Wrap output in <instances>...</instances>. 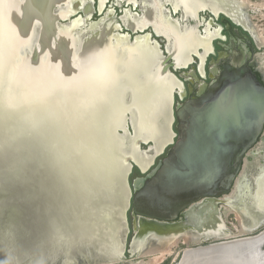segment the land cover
Here are the masks:
<instances>
[{"label":"water","instance_id":"water-1","mask_svg":"<svg viewBox=\"0 0 264 264\" xmlns=\"http://www.w3.org/2000/svg\"><path fill=\"white\" fill-rule=\"evenodd\" d=\"M69 1L0 0V264L141 257L126 256L131 209L141 220L130 248L152 232H199L206 210L196 205H228L223 199L264 143V84L241 49L209 88L176 108L179 81L168 62H190L195 48L175 38L153 68L156 51L141 44L122 51L103 30L81 43L75 28L61 26ZM158 145L147 165L142 152ZM168 148L147 178L131 183L135 167L148 173ZM248 233L201 238L198 247L261 232Z\"/></svg>","mask_w":264,"mask_h":264},{"label":"flooded vegetation","instance_id":"flooded-vegetation-1","mask_svg":"<svg viewBox=\"0 0 264 264\" xmlns=\"http://www.w3.org/2000/svg\"><path fill=\"white\" fill-rule=\"evenodd\" d=\"M203 1L209 5L200 8ZM228 1H231L232 9L238 13L242 11L243 19L227 17L217 12V8L214 7L218 3L217 0H70L68 7L59 10L71 14L61 26L70 30L75 28V36L81 43L90 40L89 37L93 33L103 30L108 39L113 37L111 40L115 46L124 48L123 45L127 42L133 45H146L147 48L156 51L157 55L160 54L162 60L172 52L175 38L181 42H189L190 46L197 48L198 53L191 55V61L186 66L184 63L179 67L174 66V60L168 62L172 65L171 72L175 74V78L185 86L183 91L179 89L176 91L175 107L177 108L178 105L197 98L203 88H209L219 76L216 72H220L225 63L231 64L234 53L239 49L246 55V63L264 84V2L248 9L240 0ZM85 11H88L86 15ZM174 128L176 130V125ZM148 148L149 146H146L144 150ZM168 150L169 148L165 156ZM158 163L144 175L133 170L131 183L137 178H147ZM262 163L264 164V160ZM214 206L212 201H207L200 210L203 208L209 213ZM216 207L223 208L222 205ZM219 213L221 210L215 216L223 220ZM184 217L182 213L177 222L183 221ZM140 220L131 209L129 239L131 237L133 239L135 223L139 224ZM187 231L193 232L195 239L206 238L201 236L198 230ZM203 243L208 244V242ZM129 248L130 244L127 258L131 256V248Z\"/></svg>","mask_w":264,"mask_h":264},{"label":"bare ground","instance_id":"bare-ground-1","mask_svg":"<svg viewBox=\"0 0 264 264\" xmlns=\"http://www.w3.org/2000/svg\"><path fill=\"white\" fill-rule=\"evenodd\" d=\"M217 1L220 2L219 4L223 5L224 9H227L229 11L227 13H230L231 16H233L237 19H243V17L241 16L242 15L241 10H240V13H238L237 11H235L234 9L231 8V6H230L231 1L230 2L228 0H217ZM234 1L237 2L238 0H234ZM240 1H242L244 3V5L247 6L248 9H250L251 6H254V7L258 6L257 4H254L250 0H240ZM207 5H209V3H206V1H203V3H201V5H200V8L201 7L203 8L204 6H207ZM214 7H216V5H214ZM197 16H195V17H197ZM237 19H235V20H237ZM244 20H245V18H244ZM259 38H260V36H259ZM194 40H195V38H194ZM128 43L129 42H127L126 44L123 45L124 48L122 50H125V48H129V47L133 46V44H131V43L128 44ZM188 47H190V45ZM191 47H192V45H191ZM192 51H194L196 54L198 53L197 48L193 49ZM189 52H191V51H189ZM118 55L120 58H124V56H122V53H121V55H120V53ZM158 61H161L160 54L157 55L156 60L152 59L151 67L154 68L155 65L158 63ZM179 62H180V60L178 59V63ZM189 63L190 62L187 61L184 63V65L186 66ZM201 66H203V65H201ZM119 68L121 69V66ZM127 72H128V69H127ZM203 74H204V72H203ZM177 83H178L177 87L174 86L175 88H177L176 91L178 89L180 91H183V87H185V86H183L180 82H177ZM262 149L263 150L261 151V153L263 154V160H264V147ZM159 152H161V148L158 145L150 153L142 152V157H144V159L146 160L147 165H150L153 161L154 156L156 154H158ZM255 154H256L255 152H253V154L251 153L252 156H250V160H249L250 162L254 161V155ZM248 165H250L249 162H248ZM251 174H252V171H250V170L248 171V169H247L246 173L243 176H241L239 182L237 183V188L234 191L233 195L223 199L228 204L226 207H228L229 210L230 209L234 210L240 216H243L245 222H241V230H240L241 234H246V233L252 231L253 229L257 228L259 225L262 224V222L264 223V199H262V197L259 195V193H261L260 189H259V182L261 183L262 182L261 179L264 177V164L262 163V164H260L259 167L257 166V171H254V174L252 175V179H250ZM261 184H260V186H264V182ZM206 201L210 202V200H206ZM212 202L214 203V201H212ZM205 203H207V202H203V204H205ZM203 204H197L196 205L195 208L197 209V211H198V209H200V207ZM219 211H220L219 208H217L215 205L213 207V210H211V212L205 214V217L203 219V224L199 226L200 230L198 233L201 236L206 237V238L212 237V236H216V237H223V236L231 237L232 236L231 233H228L224 220H221V218L219 216H215ZM189 212H192V210H189ZM136 220H138V219H136ZM154 223H156V222H154ZM156 226L167 228V227H171V226L173 227L175 225L156 223ZM221 229H223V231H220ZM187 230L188 229H182L180 231L167 233V234H164L165 236H163V237L158 236L156 232H152L151 235L146 239V241H144L145 239L144 240L137 239L133 243V246L131 247V252L134 254H137V253H141V252L145 253V251L147 250L146 254H148V255H152V256H156V257L158 255H161L158 260H159V262H162L163 259L165 258V256L168 255L172 251L173 246L177 242H179L178 239H180V241H181V239H185L186 242H189L191 240L193 242H199L200 241L198 237L195 239V235L193 232H188ZM194 231H196V230H194ZM260 232H261L260 234L257 233L258 234L257 236L241 239V240H238V241L230 243V244L216 245V246H209V247H198V246H196V247L189 248L183 253L181 261H179L177 264H254V263L261 264L260 260H261L262 255H260V254H261V250H264V248L260 250L258 245L260 244L259 241H261V238L264 237V229ZM240 245H246L247 247H250V248L249 249L246 248V249H248V250L245 249L246 252H241V251L238 252V250H234V252H232L233 251L232 248L234 246H240ZM227 249H228V251H230L231 249L232 250L230 252H228ZM111 254H113V253H111ZM143 255H145V254H143ZM119 262H122V261H119ZM156 262H158V261H155L153 258V259H150L148 261L139 262L137 264H157ZM92 264H96V263H92ZM99 264H118V261L117 262H108V261L104 260L103 262H101Z\"/></svg>","mask_w":264,"mask_h":264},{"label":"rangeland","instance_id":"rangeland-1","mask_svg":"<svg viewBox=\"0 0 264 264\" xmlns=\"http://www.w3.org/2000/svg\"><path fill=\"white\" fill-rule=\"evenodd\" d=\"M251 1L254 4H257V5L264 2V0H251ZM263 147H264V143L262 141L256 147V149H255L256 151L254 150L255 153H256L254 155V161H252V162L248 161L250 165H248V162L246 163V167H247L248 171L249 170L252 171L250 179H252V175L254 174V171H257V166L259 167L261 162L263 161V154L261 153V151L263 150L262 149ZM145 148L146 147H143V150ZM164 156H165V154L157 157L155 159L154 165H156V163H158ZM250 156H252V155L250 154ZM226 206L227 205H223V208H221V213H219V214L221 215L222 219L224 220V222L226 224V228H227L228 233L232 234L231 238H233V236L243 235V234L240 233L241 222H245L243 216H240L234 210H231V209L229 210L228 207H226ZM263 229H264V223L262 222L261 225H259L255 229H253L254 231L253 230L250 231L248 234H257L260 231H262ZM131 239H132V237L129 239L128 245L130 244ZM259 242H260V244L258 246H259V249L261 250V249L264 248V237H262L261 241H259ZM200 244L204 245L206 243L201 242ZM196 246H198V242H193V241L186 242L185 239H181V241L177 242L173 246L172 251L168 255L165 256V258L163 259L162 262H159V260H158L161 255H158L157 257L156 256H152V255H148V254H146V251H147L146 250L145 253H144L145 255H141V257H137V258L131 259L129 261L118 262V264H137L139 262L148 261V260L153 259V258H154L155 261H158V262H156L157 264H177L179 261H181L182 255L187 249L192 248V247H196ZM127 249H128V247H127ZM260 255H262L261 260H260L261 264H264V250H261V254ZM78 264H84V262H81V263L78 262ZM89 264H92V263H89ZM254 264H256V263H254Z\"/></svg>","mask_w":264,"mask_h":264},{"label":"trees","instance_id":"trees-1","mask_svg":"<svg viewBox=\"0 0 264 264\" xmlns=\"http://www.w3.org/2000/svg\"><path fill=\"white\" fill-rule=\"evenodd\" d=\"M133 170H137V171H139L136 167H135Z\"/></svg>","mask_w":264,"mask_h":264}]
</instances>
